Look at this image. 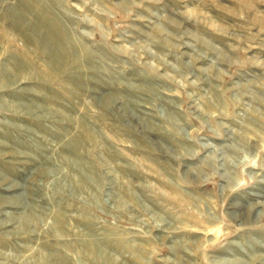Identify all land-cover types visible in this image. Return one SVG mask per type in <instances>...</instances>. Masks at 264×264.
Wrapping results in <instances>:
<instances>
[{"label": "rangeland", "instance_id": "374dc122", "mask_svg": "<svg viewBox=\"0 0 264 264\" xmlns=\"http://www.w3.org/2000/svg\"><path fill=\"white\" fill-rule=\"evenodd\" d=\"M0 264H264V0H0Z\"/></svg>", "mask_w": 264, "mask_h": 264}]
</instances>
